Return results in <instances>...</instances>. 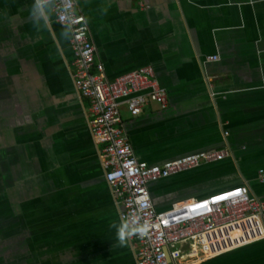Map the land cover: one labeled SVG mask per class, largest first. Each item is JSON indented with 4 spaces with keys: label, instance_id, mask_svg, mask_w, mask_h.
Returning <instances> with one entry per match:
<instances>
[{
    "label": "crops",
    "instance_id": "obj_1",
    "mask_svg": "<svg viewBox=\"0 0 264 264\" xmlns=\"http://www.w3.org/2000/svg\"><path fill=\"white\" fill-rule=\"evenodd\" d=\"M139 2H76L108 80L152 67L168 93L165 110L122 112L135 156L161 166L229 152L151 184L155 207L177 203L158 199L181 182L208 184L187 199L246 186L264 202V0ZM33 3L0 0V264H137L129 238L118 245L122 221L74 83L70 31L51 0L38 26ZM223 262L264 264V241L197 264Z\"/></svg>",
    "mask_w": 264,
    "mask_h": 264
},
{
    "label": "built area",
    "instance_id": "obj_2",
    "mask_svg": "<svg viewBox=\"0 0 264 264\" xmlns=\"http://www.w3.org/2000/svg\"><path fill=\"white\" fill-rule=\"evenodd\" d=\"M51 1L58 23L70 31L74 83L88 103L91 135L101 145V165L120 220L138 215L141 223L150 225L146 235L134 233L128 237L137 264H197L264 241V202L252 196L246 186L182 200L168 210H157L151 184L220 163L229 152L199 153L161 166L137 159L122 112L126 109L135 118L150 104L165 110L169 104L167 91L152 67L108 80L103 65L96 63V48L86 19L77 11V0ZM139 1L141 9L147 8L144 0Z\"/></svg>",
    "mask_w": 264,
    "mask_h": 264
},
{
    "label": "clouds",
    "instance_id": "obj_3",
    "mask_svg": "<svg viewBox=\"0 0 264 264\" xmlns=\"http://www.w3.org/2000/svg\"><path fill=\"white\" fill-rule=\"evenodd\" d=\"M32 15L36 20L37 25L47 19V12L43 0H34L31 9ZM150 225L148 223H141L139 216L129 215L127 219H124L121 226L116 232L118 245L123 246L125 244L126 237L139 234L144 236L148 233Z\"/></svg>",
    "mask_w": 264,
    "mask_h": 264
},
{
    "label": "rangeland",
    "instance_id": "obj_4",
    "mask_svg": "<svg viewBox=\"0 0 264 264\" xmlns=\"http://www.w3.org/2000/svg\"><path fill=\"white\" fill-rule=\"evenodd\" d=\"M123 112H124V110H123ZM208 165H215V164H208ZM226 180L227 181H225L224 184H230V179H226ZM215 182L216 181H213L212 185L215 184ZM181 184H182V182L180 184L170 186L173 188L170 189L169 191H167V193L161 195L159 197L158 201L162 202V203H173V202H177V201L179 202V201L185 200L189 197H193L196 194H199L203 189H205L206 186H208V184L206 182L205 183H197V184H188L185 186H182ZM222 184H220V185H222ZM222 264H224V262Z\"/></svg>",
    "mask_w": 264,
    "mask_h": 264
}]
</instances>
